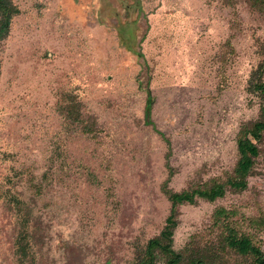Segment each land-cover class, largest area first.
<instances>
[{"label": "rangeland", "instance_id": "obj_1", "mask_svg": "<svg viewBox=\"0 0 264 264\" xmlns=\"http://www.w3.org/2000/svg\"><path fill=\"white\" fill-rule=\"evenodd\" d=\"M13 2L0 45V264H134L170 214L169 177L182 191L233 174L238 132L260 113L248 82L264 59V4ZM149 90L164 135L145 123ZM260 146L246 189L180 206L176 250L210 244L246 263L220 249L222 206L264 249V229L251 227L264 218Z\"/></svg>", "mask_w": 264, "mask_h": 264}, {"label": "trees", "instance_id": "obj_2", "mask_svg": "<svg viewBox=\"0 0 264 264\" xmlns=\"http://www.w3.org/2000/svg\"><path fill=\"white\" fill-rule=\"evenodd\" d=\"M257 1L264 4V0ZM19 13L20 8L13 0H0V45L9 36L12 20ZM139 55L144 57L142 52ZM248 89L251 92L258 93L261 97L260 113L254 121L243 124L238 132L236 144L239 158L233 174L210 187L187 188L182 191H175L168 186L169 177L164 183V191L171 203L170 214L166 218L165 226L160 234L148 240L146 246L139 252L134 264H157L161 259L165 260V264H228L220 257V251L217 247L210 244H207L208 246L202 250L198 249V245L193 244L186 245L184 250H176L173 246L174 232L179 223L180 206L182 204H194L200 198L215 201L225 196L228 190H244L248 187V177L252 174L257 158L261 154L260 144L264 139V59L251 72ZM152 111L153 96L149 90L144 109L145 123L152 125L158 133L164 135L156 127L152 118ZM170 172L172 173V168ZM235 213H237L235 210H229L224 206L218 207L214 213L217 224L225 227V232L222 231V238L226 241L223 242L227 246L224 245L220 249L230 248L233 250L246 261L242 264H264V249L262 246L255 243L251 234L240 233L232 226L230 219ZM251 227L254 230H263L264 218L252 219ZM20 235L18 249L27 253L29 250V244L26 241L27 233L22 231ZM255 236L254 233L253 237Z\"/></svg>", "mask_w": 264, "mask_h": 264}]
</instances>
